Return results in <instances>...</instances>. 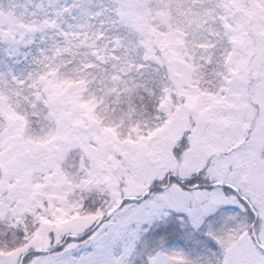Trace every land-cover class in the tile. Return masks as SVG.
I'll return each mask as SVG.
<instances>
[{"label": "snow or ice", "instance_id": "obj_1", "mask_svg": "<svg viewBox=\"0 0 264 264\" xmlns=\"http://www.w3.org/2000/svg\"><path fill=\"white\" fill-rule=\"evenodd\" d=\"M0 264H264V0H0Z\"/></svg>", "mask_w": 264, "mask_h": 264}]
</instances>
